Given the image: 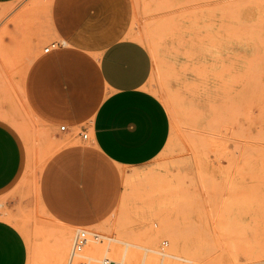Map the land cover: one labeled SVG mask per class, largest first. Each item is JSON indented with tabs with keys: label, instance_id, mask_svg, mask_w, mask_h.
<instances>
[{
	"label": "rangeland",
	"instance_id": "obj_1",
	"mask_svg": "<svg viewBox=\"0 0 264 264\" xmlns=\"http://www.w3.org/2000/svg\"><path fill=\"white\" fill-rule=\"evenodd\" d=\"M112 3L150 53L146 89L168 112L167 143L142 166L113 168L117 197L94 224H67L42 191L55 141L23 88L31 58L56 41L38 43L52 0L0 4V122L24 150L22 174L0 194V263L69 264L82 228L100 240L72 264L120 261L110 250L127 249L153 264H264V0Z\"/></svg>",
	"mask_w": 264,
	"mask_h": 264
},
{
	"label": "crops",
	"instance_id": "obj_2",
	"mask_svg": "<svg viewBox=\"0 0 264 264\" xmlns=\"http://www.w3.org/2000/svg\"><path fill=\"white\" fill-rule=\"evenodd\" d=\"M113 1L52 0L51 24L38 43L52 38L61 45L31 58L23 85L55 141L41 173L44 198L71 226L94 224L114 204L113 168L150 162L169 137L168 112L146 89L150 53L127 37L124 12L112 16ZM18 23L11 20L3 33ZM23 152L13 130L0 122V194L22 174Z\"/></svg>",
	"mask_w": 264,
	"mask_h": 264
},
{
	"label": "built area",
	"instance_id": "obj_3",
	"mask_svg": "<svg viewBox=\"0 0 264 264\" xmlns=\"http://www.w3.org/2000/svg\"><path fill=\"white\" fill-rule=\"evenodd\" d=\"M60 45H61V43L56 42V41L50 42L43 49V53H47L50 50H53ZM60 129L63 130L64 126H61ZM81 137H82V139H86L87 138V132L86 131L82 132ZM90 239L97 240V239H99V237H98V235H96L94 233H89L87 230H84L82 228H78L75 230L73 237H72L69 254H68L69 264H72L74 259L84 251V248L86 247V245ZM166 246H167V241L163 240L161 242V245H160V250L162 251ZM84 264H86V263H84ZM100 264H118V263L112 259L103 258L102 263L100 262Z\"/></svg>",
	"mask_w": 264,
	"mask_h": 264
},
{
	"label": "bare ground",
	"instance_id": "obj_4",
	"mask_svg": "<svg viewBox=\"0 0 264 264\" xmlns=\"http://www.w3.org/2000/svg\"><path fill=\"white\" fill-rule=\"evenodd\" d=\"M1 33L2 32H0V39H1ZM62 44L63 45H65L66 44V42L65 41H62ZM176 236V235H175ZM99 237V236H98ZM177 238V237H176ZM93 240V239H92ZM100 240V237H99V239H97V240H93V241H99ZM173 242V241H172ZM174 242H177V240L175 239L174 240ZM173 242V243H174ZM126 243V242H125ZM126 244H130V243H126ZM131 245V247H137V245L136 244H134V243H131L130 244ZM140 247H142V246H140ZM157 253V252H156ZM81 255V254H80ZM84 255V254H83ZM83 255H81V256H83ZM110 255H114L115 257H121L122 259L120 260V261H118V260H115L118 264H153V260H151L150 258H144V259H142V260H140L139 261V259L137 260L136 259V257H135V254H134V252H133V249L132 250H125L124 252H122V253H120V252H118V250H110ZM164 256L166 255V253L165 254H163ZM104 256H108V255H104ZM169 256H171V257H177V256H175V255H173V254H169ZM105 258H107V257H105ZM94 260L93 261H95V259L96 258H93ZM111 259V258H110ZM183 260H186V261H190V259H188V258H182ZM96 261H99V260H96ZM101 263H102V260H101Z\"/></svg>",
	"mask_w": 264,
	"mask_h": 264
}]
</instances>
